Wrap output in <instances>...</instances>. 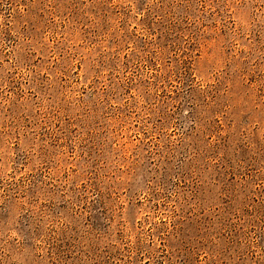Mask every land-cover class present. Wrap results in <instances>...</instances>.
<instances>
[{"label": "rangeland", "instance_id": "1", "mask_svg": "<svg viewBox=\"0 0 264 264\" xmlns=\"http://www.w3.org/2000/svg\"><path fill=\"white\" fill-rule=\"evenodd\" d=\"M0 264H264V0H0Z\"/></svg>", "mask_w": 264, "mask_h": 264}]
</instances>
